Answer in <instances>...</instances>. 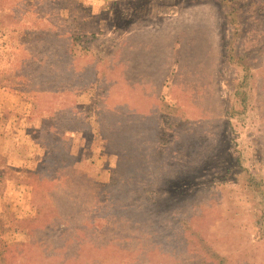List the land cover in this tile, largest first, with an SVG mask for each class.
<instances>
[{
	"label": "rangeland",
	"instance_id": "obj_1",
	"mask_svg": "<svg viewBox=\"0 0 264 264\" xmlns=\"http://www.w3.org/2000/svg\"><path fill=\"white\" fill-rule=\"evenodd\" d=\"M261 8L0 0V264H264Z\"/></svg>",
	"mask_w": 264,
	"mask_h": 264
},
{
	"label": "trees",
	"instance_id": "obj_2",
	"mask_svg": "<svg viewBox=\"0 0 264 264\" xmlns=\"http://www.w3.org/2000/svg\"><path fill=\"white\" fill-rule=\"evenodd\" d=\"M213 1V3H214V5L215 6H217L218 7V9L220 10V8L222 7V5H223V0H212ZM243 6V5H242ZM256 6V5H255ZM236 8H237V6L236 5H232L231 6V9H230V11L231 12H234L235 10H236ZM221 11V10H220ZM260 11H264V9H259L258 10V13L260 12ZM228 15V14H227ZM229 16H231V15H229ZM237 42H238V40H237ZM232 46H230V48H231ZM234 51H236V49H235V47H232L231 48V50L229 49V52H228V54H227V56H226V59H225V61H227V64L230 62V61H232V60H234L235 58H236V56H235V54H234ZM227 53V52H226ZM244 59V58H243ZM243 62V61H242ZM246 63H247V58L245 57V60H244V64H245V66H246ZM247 67V66H246ZM248 68V67H247ZM249 69V68H248ZM246 71H247V69H246ZM242 158L240 157L239 158V164L241 165V163H242V160H241ZM246 173H248L249 171L248 170H244ZM249 178L247 179V186L250 188V189H253V191L255 190V192L256 193H258V195L260 194L262 197H261V201L263 200V202H262V210L264 211V190H263V188H264V182H262V181H260V180H257V178L256 177H254L252 174H249V176H248ZM263 240H264V238H262ZM221 262H222V264H224L225 262L223 261V260H221Z\"/></svg>",
	"mask_w": 264,
	"mask_h": 264
}]
</instances>
